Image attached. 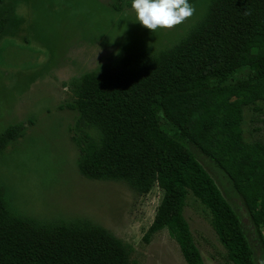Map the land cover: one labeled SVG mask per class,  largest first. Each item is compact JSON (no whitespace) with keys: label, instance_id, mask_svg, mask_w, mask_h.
I'll use <instances>...</instances> for the list:
<instances>
[{"label":"trees","instance_id":"16d2710c","mask_svg":"<svg viewBox=\"0 0 264 264\" xmlns=\"http://www.w3.org/2000/svg\"><path fill=\"white\" fill-rule=\"evenodd\" d=\"M115 11L122 0H110ZM206 2V11L172 48L125 53L115 68L71 83L79 119L80 173L164 196L144 237L167 230L187 264H205L185 208L190 194L209 210L229 264H258L244 223L200 162L198 151L243 201L264 256L251 202L264 207V141L247 142L244 107L264 102V0ZM9 19L0 20V35ZM170 127L175 136L166 130ZM25 132L0 133V156ZM131 248L85 220L39 221L15 212L0 185V264H129Z\"/></svg>","mask_w":264,"mask_h":264},{"label":"rangeland","instance_id":"374dc122","mask_svg":"<svg viewBox=\"0 0 264 264\" xmlns=\"http://www.w3.org/2000/svg\"><path fill=\"white\" fill-rule=\"evenodd\" d=\"M193 15L173 29L155 32L138 24L131 0L115 11L110 0H0V133L18 125L25 135L0 156V185L12 209L39 221L85 220L131 248L129 264H187L167 230L144 240L164 192L156 183L139 194L124 182L84 177L76 123L73 81L85 74L115 68L123 54H149L172 48L202 18L206 2L191 5ZM244 107L247 142L264 141V102ZM166 130L175 136L170 127ZM220 190L239 213L258 264L264 256L243 201L221 172L195 151ZM264 237V207L251 202ZM185 217L205 264H229L227 251L212 226L209 210L190 194Z\"/></svg>","mask_w":264,"mask_h":264},{"label":"clouds","instance_id":"9594fccd","mask_svg":"<svg viewBox=\"0 0 264 264\" xmlns=\"http://www.w3.org/2000/svg\"><path fill=\"white\" fill-rule=\"evenodd\" d=\"M138 24L150 32L173 29L194 13L189 0H131Z\"/></svg>","mask_w":264,"mask_h":264}]
</instances>
